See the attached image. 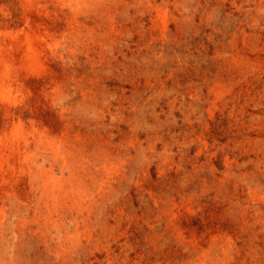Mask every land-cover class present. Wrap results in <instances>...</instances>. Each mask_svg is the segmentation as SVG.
I'll return each mask as SVG.
<instances>
[{
	"label": "rangeland",
	"instance_id": "obj_1",
	"mask_svg": "<svg viewBox=\"0 0 264 264\" xmlns=\"http://www.w3.org/2000/svg\"><path fill=\"white\" fill-rule=\"evenodd\" d=\"M0 79V264H264V0H0Z\"/></svg>",
	"mask_w": 264,
	"mask_h": 264
},
{
	"label": "bare ground",
	"instance_id": "obj_2",
	"mask_svg": "<svg viewBox=\"0 0 264 264\" xmlns=\"http://www.w3.org/2000/svg\"><path fill=\"white\" fill-rule=\"evenodd\" d=\"M35 4V3H34ZM160 12V11H159ZM163 13V12H162ZM164 15V14H163ZM164 17H166V16H164ZM161 18H162V16H161ZM29 20V19H28ZM162 20H165V19H162ZM166 21V20H165ZM164 23V22H163ZM162 23V25H165V24H167V23H165V24H163ZM165 27H167V26H165ZM164 30V29H163ZM8 83V82H7ZM3 86H5V84H4V82L0 79V88H3ZM7 86V85H6ZM9 87V86H8ZM4 90H6V89H4ZM3 91V90H2ZM9 92V91H8ZM23 129V128H22ZM20 130V129H19ZM33 131V130H32ZM36 131V130H35ZM34 133V132H33ZM37 134V133H36ZM46 137H44V136H42V138H40V142L41 143H44V144H46V145H49L50 147L52 146V145H55L54 143H53V141H51V140H48V139H45ZM55 142V141H54ZM26 143V142H25ZM40 143V144H41ZM56 143V142H55ZM49 154V153H48ZM53 154L54 155H56L57 157H60L61 159L64 157H66V154L64 153V151H63V149L61 148V145H59V144H56V147H55V149L53 150ZM29 159V158H28ZM121 161V160H120ZM33 162V161H32ZM95 162V161H94ZM120 163V162H119ZM65 164H67V163H65ZM121 164H122V162H121ZM105 165V164H104ZM102 166H103V164H102ZM25 167V166H24ZM70 167V166H69ZM104 167V166H103ZM80 168V167H79ZM120 168H122V167H120ZM69 169V168H68ZM82 170V169H81ZM86 170V169H85ZM41 175H42V177H43V179L45 180V181H48V183H51V185L54 187V192L56 193V196L58 197V198H61L62 199V201H63V199L66 197L65 195H64V189H63V186H62V183L59 181V179L57 178V177H55L56 175L52 172V171H50V170H42V172H41ZM72 177H73V179H74V184H72V185H74V187L76 186V187H79L80 185H82L83 184V182H84V179H86L85 178V174H83V172H82V174H80V173H77V174H74V175H71ZM41 177V178H42ZM89 177V176H88ZM70 180V179H69ZM68 180V181H69ZM65 182V181H64ZM72 182V181H71ZM70 183V182H69ZM43 184V183H42ZM110 184V183H109ZM36 185V184H35ZM67 186V185H66ZM69 186H71V185H69ZM48 186H46V188H47ZM66 188V187H65ZM44 189V188H43ZM44 190H46V189H44ZM71 190V189H70ZM77 190V189H76ZM71 191H73V190H71ZM45 193V192H44ZM48 195V194H47ZM46 195V196H47ZM41 196H44L43 194L41 195ZM69 196V195H68ZM74 196V195H73ZM53 197V196H52ZM79 197V196H78ZM45 198V197H44ZM47 198V197H46ZM73 198V197H72ZM68 199V198H67ZM48 200V199H47ZM50 200V199H49ZM57 200V199H56ZM80 200H82V199H80ZM54 201V200H53ZM73 201H75V200H73ZM154 201V200H153ZM46 203V202H45ZM56 203H58V202H56ZM47 204V203H46ZM59 205V204H58ZM57 205V206H58ZM73 205V204H72ZM46 207V206H45ZM54 207H56V205L54 206ZM61 208H62V206H61ZM57 209V208H56ZM59 209V208H58ZM69 209V208H68ZM63 210V209H62ZM53 211H54V209H53ZM55 211H57V210H55ZM60 211V210H59ZM59 211H58V213H59ZM50 213V212H49ZM71 237V236H70ZM77 238V237H76ZM71 239V238H70ZM76 243H78V242H76ZM15 249V248H14ZM63 251V250H62ZM79 251V250H78ZM17 256V255H16ZM4 258V257H3Z\"/></svg>",
	"mask_w": 264,
	"mask_h": 264
}]
</instances>
